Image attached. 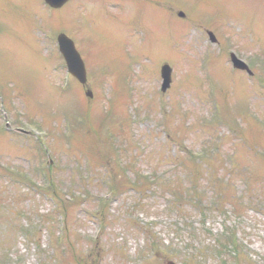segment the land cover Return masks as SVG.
Returning a JSON list of instances; mask_svg holds the SVG:
<instances>
[{
	"label": "rangeland",
	"instance_id": "rangeland-1",
	"mask_svg": "<svg viewBox=\"0 0 264 264\" xmlns=\"http://www.w3.org/2000/svg\"><path fill=\"white\" fill-rule=\"evenodd\" d=\"M44 4L0 0V264H264V0Z\"/></svg>",
	"mask_w": 264,
	"mask_h": 264
},
{
	"label": "water",
	"instance_id": "water-1",
	"mask_svg": "<svg viewBox=\"0 0 264 264\" xmlns=\"http://www.w3.org/2000/svg\"><path fill=\"white\" fill-rule=\"evenodd\" d=\"M64 1L66 0H48V2H51L54 4L61 2L64 3ZM58 4V5H61ZM60 43L61 46L64 50L68 65L70 70L76 75L78 76V78L82 81L85 82L86 81V73H85V68H84V64L80 59V55L77 53V51L75 50V47L73 45V43L67 39V37L65 35H61L60 36ZM236 65L238 66H243L241 62L239 61H235ZM171 69L169 66H164L163 68V76L165 78V83H164V90L169 86L171 78ZM171 264V263H170Z\"/></svg>",
	"mask_w": 264,
	"mask_h": 264
},
{
	"label": "trees",
	"instance_id": "trees-1",
	"mask_svg": "<svg viewBox=\"0 0 264 264\" xmlns=\"http://www.w3.org/2000/svg\"><path fill=\"white\" fill-rule=\"evenodd\" d=\"M142 181V182H141ZM139 183H140V185H143V184H145V182L143 181V180H141ZM194 191H197L196 189H194ZM197 193V192H196ZM198 194V193H197ZM196 198L198 199V197L196 196Z\"/></svg>",
	"mask_w": 264,
	"mask_h": 264
}]
</instances>
